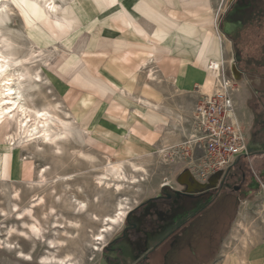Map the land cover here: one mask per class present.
<instances>
[{
    "label": "crops",
    "instance_id": "1",
    "mask_svg": "<svg viewBox=\"0 0 264 264\" xmlns=\"http://www.w3.org/2000/svg\"><path fill=\"white\" fill-rule=\"evenodd\" d=\"M227 1L73 0L62 26L42 22L43 16L36 18L29 35L37 43L49 45L45 60L52 91L71 115L75 133L85 130L89 144L99 153L121 162L156 157L181 144L188 134L187 122L206 91L210 63L223 62V70L228 69L227 40L235 43L236 35L229 37L221 30L233 3L229 0L226 5ZM260 79L264 77L253 81L256 87H260ZM250 87L252 97L258 98L260 91ZM238 91L237 118L246 127L242 117L253 120L254 114L239 111L243 102ZM243 96L249 104L251 93L243 91ZM7 125L0 127V180H29L31 151L1 146L10 134ZM257 155L251 154L245 161L261 173L259 181L264 183V161ZM161 181L144 186L138 206L117 234H147L143 255L153 248L150 241L157 236ZM153 194L157 199L149 200ZM170 204L166 203L168 210L174 211ZM244 204L248 209L247 202L242 207ZM245 214L243 225L249 219L248 212ZM131 224L136 228L129 229ZM243 232L250 233L245 228L237 236ZM241 242L243 246L229 249L226 241V250L214 264H264L263 229L257 228Z\"/></svg>",
    "mask_w": 264,
    "mask_h": 264
},
{
    "label": "bare ground",
    "instance_id": "2",
    "mask_svg": "<svg viewBox=\"0 0 264 264\" xmlns=\"http://www.w3.org/2000/svg\"><path fill=\"white\" fill-rule=\"evenodd\" d=\"M10 1L26 17L29 31L36 19L33 16L39 14L43 22L64 25L62 12L73 0H0V67L5 68L0 73V127L7 124L6 121L11 123L12 131L6 138L9 146L25 151H31L33 146L31 154L36 157L43 156L47 148L57 157L72 155L76 171L55 175L50 180L49 176L55 171L44 165L37 170V179L24 186L0 181V247L25 263H33L34 253L42 248L44 252L38 264H95L107 247L108 239L121 229L138 206L144 186L150 183L151 177L153 182L158 180L150 173L163 165L166 154L160 152L156 157L128 162L100 156L105 160L100 165L101 158L87 146L85 130L81 129L79 147L68 151L67 144L69 147L70 139L76 134L73 119L53 94L51 77L41 73L49 45L43 46L32 38L34 44L25 43V32L15 24ZM227 46L231 48L230 43ZM217 65L214 62L209 72L204 88L207 94H212L220 82L215 77ZM8 100L12 101L11 110L5 103ZM185 132L188 133L185 139L193 135L187 129ZM88 178L92 184L90 196L86 194ZM169 184L167 179L160 182L163 186ZM23 187L31 193L26 201L22 197ZM254 188H258L256 183ZM104 192L106 197L109 193L115 197V200L110 199L115 202L110 215L97 213L94 211L97 209L91 207L103 203ZM246 210L244 204L232 228V239L246 228L242 224ZM85 220L98 226L97 230L83 226ZM21 241L28 243V252L22 248Z\"/></svg>",
    "mask_w": 264,
    "mask_h": 264
},
{
    "label": "rangeland",
    "instance_id": "3",
    "mask_svg": "<svg viewBox=\"0 0 264 264\" xmlns=\"http://www.w3.org/2000/svg\"><path fill=\"white\" fill-rule=\"evenodd\" d=\"M232 2H234V0ZM228 4H229V0L227 1L226 5ZM10 6L14 10V21H15L16 26L20 29V31H22L23 33L25 32L26 34V35L24 34L25 43L34 44L31 37L29 36L30 34L28 33L29 31L26 29L27 27L26 17L19 11L18 7H16L14 2L10 1ZM261 7L262 9H260L259 14L257 13V15L253 19L252 18L247 19L248 22L253 20L254 23L247 25V32L241 36L240 40H237V44H235L232 40H227L228 43L231 44V48L229 50L230 52L227 55L228 74L230 75V77H232L237 82L235 83V85L239 89L237 97L243 102L241 107L239 108V111H248L250 113H254V112L258 113L255 116L253 115L254 117L253 120H249L247 118L242 117L244 119V124H248L245 134L250 142V151H249L250 155L258 154L259 147H262L264 150V108L261 109L255 103L248 104V102H244V96H243V91L250 92L251 97L252 95H254V92H252L251 87H250L252 85L255 91L257 90L260 91V95L258 98L255 97L256 99L253 96L251 101L254 102V100L256 101L264 100V98H260V96H263L261 95V93L264 94V87L262 86L261 88L258 85L256 87V85H254L255 83H253V81L257 80V77H264V66L255 67V65L258 62L264 63V2L261 4ZM67 9H68V6L64 8V12H62L63 15L64 13L67 12ZM19 15L24 20V23L22 22ZM35 16L33 17L41 19L40 14L35 15ZM35 48L37 47L35 46ZM226 48H227V45H226ZM47 49L48 48H46L45 50ZM45 57L46 55H44L43 57V60L45 62H43L42 64L43 71L41 72L44 77L45 75L50 76V74L48 73V67H47ZM236 69L240 70L245 75L244 76L239 75ZM259 81L261 82L262 79H260ZM50 86H52V84H50ZM38 102L39 100L36 101V104H39ZM6 123L9 126L8 129H9V133L11 134V131H12L11 123L9 121H6ZM72 138L74 140L70 139L69 147H68V144L66 147L68 151L71 150L72 148L79 147V134H76L75 137H72ZM87 141L88 140L86 139L87 146L91 150L95 148L96 150H93V151L96 152L99 155V157L103 156L104 159L107 157L105 153H103L102 151H100L99 153L98 152L99 149H97L96 147H93ZM1 146L9 147V144L6 141L5 142L3 141ZM10 148L14 149L15 147L10 145ZM33 150H34V147L32 146L31 153L33 152ZM19 151H22V149ZM167 154L168 153H166L163 165L159 169L151 170L150 174L152 176L154 175V178L156 176L157 179H161V180H166V177L171 176V179L169 180L171 184H173V186L176 187V193L171 194V196H173L174 202L175 203L177 202V207L173 212L175 216H182V215H186L187 213L194 214L198 212L201 208H204L206 205L209 204L210 202L209 195L198 196V197H186V196L180 195L179 193L184 189V187L180 185V183L178 182V179H179L180 174L184 172L186 166L185 164L179 163L177 160H175L173 156L167 155ZM29 156H30V161L32 165L30 168H28V173H29L28 175L32 177L31 179L25 180V181H19V182H15V181L8 180V179H4V180L9 183L13 182L16 185L21 184V186L22 185L24 186L25 183L35 181L37 179V170L44 165L51 166L53 170L55 171L52 175L49 176L50 180L55 175H65V174L73 173L76 171L74 163L71 162L72 155L66 154L63 157H57L52 153L50 148H47V151L41 157H36L35 155H32V154H30ZM100 158L102 160L100 165H103L105 160L102 157ZM242 165L244 168L249 170L250 166H249L248 161L243 160ZM260 171L261 169L259 170V172ZM236 173H240L239 169H235V168L232 169V171L230 172L227 178V184H230L236 180ZM256 174H259L258 170L256 171ZM150 180H151L150 183L146 185L147 187L156 184L155 182H153L152 177ZM259 180H260L259 178L256 179V181L260 185V188L254 189L251 192L247 193L246 195L239 193L238 196L241 199V202H239V207L236 211V215L233 217L232 221L230 219L229 222L226 221L225 225H222L221 227L219 226L218 228L215 229V236L217 237V239L213 241V245H211L213 247L207 251L199 250L198 245L194 243V245L190 247L193 255L191 254L184 255L185 256L184 263L186 264H193V263L194 264L195 263L196 264H214L216 261L219 260L220 252L222 250H226L224 249L226 244H228L227 248L229 247V249L240 246V245L243 246V242H241V240H244L250 233L252 234L253 231L257 230V228L264 230V183H261ZM91 185H92L91 178H88L86 181V194L89 196H90V190H92L90 188L92 187ZM87 186L89 188H87ZM244 187L242 188V190H246ZM22 191H23L22 193L23 200L26 201L29 195H31V193L25 187H23ZM158 192L160 194L164 193L162 189H159ZM104 193H103L104 201L101 205H98L99 207L94 206L92 204H90V206L92 205L91 207L93 208V210L96 208L97 210H94V211H96L97 213H101L102 215H110L112 214L115 208V202H114L115 197L111 193H109L108 195L110 197L108 196L106 197L107 194L106 192ZM154 196H155L154 194L151 195V198H149V200L157 199V197H154ZM111 198L114 200L113 201L110 200ZM47 201L51 203L50 202L51 199L49 197H47ZM245 202H247L248 204V209L246 210V212H248L249 219L248 221L244 222V225L250 233L246 235V233L243 232V234H241L240 236L239 235L236 236L237 237L236 239H232L230 237V235L232 234L231 233L232 228L234 227V224L236 223L239 217L242 204ZM108 204L110 205L108 206ZM199 206L200 208H198ZM132 222H135V221H132ZM83 223H84L83 226H86V227L91 226V229L94 232L97 230L98 226L91 225L89 220H85ZM210 227L211 225L208 222L206 225H203L202 229L204 231H209ZM120 231L121 230H119L116 234H114L112 237L108 239L107 247L105 248L104 252L101 253L100 256L96 258L95 264H135L137 256L135 252L131 249V247L129 245H125V243L127 241H135L138 238V235L137 233L134 234L133 232L128 231V233L125 236H123L124 232L122 233L121 236H118L117 234ZM164 239L165 238L160 237V238H156L150 241L151 245H153V248L147 253L148 264H166L168 262L169 258L172 255L171 254L172 252H171L169 244L167 243L163 245L161 244ZM226 241L227 243L225 244ZM20 243L24 251L28 252L29 251L28 243L27 242L24 243L22 241ZM202 245L204 248L207 247L206 243ZM108 246H109V249H107ZM156 247H159V248L157 250H154ZM3 251L4 250L0 247V264H38L39 257L44 252L42 248H39L37 252L34 253V256H33L34 262L25 263V262L16 260L13 256H10L8 253H6L5 251L3 252ZM139 264H145V263H139Z\"/></svg>",
    "mask_w": 264,
    "mask_h": 264
},
{
    "label": "flooded vegetation",
    "instance_id": "4",
    "mask_svg": "<svg viewBox=\"0 0 264 264\" xmlns=\"http://www.w3.org/2000/svg\"><path fill=\"white\" fill-rule=\"evenodd\" d=\"M263 2L264 0H234L232 7L228 10L225 18L233 22L241 21L243 23V28L236 33L235 44H237V40H240L241 36L247 32V25L254 23L253 20L248 22L247 19H253L257 13L259 14L260 9H262L261 4ZM263 66L264 63L262 62H258L255 65V67ZM236 71L241 76L245 75L238 69H236ZM263 82H261L260 87L263 86ZM262 102H264V100H254V102L251 101L250 104L255 103L260 107ZM253 114L255 116L258 113L254 112ZM258 156V159H262V161H264V150L260 151L257 157ZM245 159L246 158L239 160V162L232 168L239 169L240 171V173H236V180L234 182L227 184V178L232 171V169H230L220 180L212 182L207 189L193 191L190 195H182L186 197L209 195V204L204 208H201L198 212H193L194 214L187 213L186 215L178 216L180 218H174L176 217L173 214L174 211H169L167 208L169 205H166V203H168V201L170 203L172 202L170 206L173 205L175 206L174 210L176 209L177 202L173 203L174 199L173 196H171V194L176 193V188L173 186H164L162 188L164 193L159 197L161 207L158 210L159 220L157 221L156 226V229L158 230L155 232V235H157L156 238H165L161 243L162 245L167 243L170 246L172 255L166 264H178L184 261V255H193L190 247L194 245V243L198 245L199 250L207 251L213 247L211 245H213V241L217 239L215 236V229L219 226L221 227L222 225H225L226 221L229 222L239 207V202H241V199L238 196L239 193L246 195L254 190L253 188L255 183L257 184L256 179H261L262 177L261 173L257 175L256 171H254L251 167H249V170L243 167L242 163ZM258 162L259 160H254V164L256 165L259 164ZM243 187L246 190H242ZM186 190L187 188L184 187L181 192H186ZM198 208H200V206ZM208 222L211 225L210 230L204 231L202 227ZM132 225L133 224L129 225L128 228H132ZM124 226L125 224L122 228ZM122 228L120 230H122ZM125 235L126 233L123 234V236ZM148 238L149 236H147V234L142 233L140 235L138 234V238L135 241H125V245H129L137 256L135 264H148V252L143 255V253H145ZM205 243L208 248L203 247L202 244ZM109 246L107 249H109ZM158 248L159 247H156L154 250H157Z\"/></svg>",
    "mask_w": 264,
    "mask_h": 264
},
{
    "label": "built area",
    "instance_id": "5",
    "mask_svg": "<svg viewBox=\"0 0 264 264\" xmlns=\"http://www.w3.org/2000/svg\"><path fill=\"white\" fill-rule=\"evenodd\" d=\"M213 64L210 63L209 72ZM215 77L220 82L212 94L201 95L187 122L186 129L193 135L167 154L185 164L184 171L190 173L192 181L202 185L220 180L239 160L250 155V142L245 134L247 126L237 118V82L230 77L228 69L223 70V62L216 66Z\"/></svg>",
    "mask_w": 264,
    "mask_h": 264
},
{
    "label": "water",
    "instance_id": "6",
    "mask_svg": "<svg viewBox=\"0 0 264 264\" xmlns=\"http://www.w3.org/2000/svg\"><path fill=\"white\" fill-rule=\"evenodd\" d=\"M243 28V23L241 21L233 22L231 20H228L224 18L221 22V30L222 32L229 37H234L236 33ZM178 182L181 186L186 187V192L179 193L180 195H190L193 191L197 190H203L207 189L210 185H202L197 182L192 181L191 175L188 171H184L180 174ZM258 188H260V185L258 184ZM253 188V189H258ZM133 228H136V225H132Z\"/></svg>",
    "mask_w": 264,
    "mask_h": 264
},
{
    "label": "snow or ice",
    "instance_id": "7",
    "mask_svg": "<svg viewBox=\"0 0 264 264\" xmlns=\"http://www.w3.org/2000/svg\"><path fill=\"white\" fill-rule=\"evenodd\" d=\"M4 71H5V68L0 67V73H3ZM7 95H11V93H7ZM5 103L9 106L8 110H11L12 101L8 100ZM41 115H43V113H41Z\"/></svg>",
    "mask_w": 264,
    "mask_h": 264
},
{
    "label": "trees",
    "instance_id": "8",
    "mask_svg": "<svg viewBox=\"0 0 264 264\" xmlns=\"http://www.w3.org/2000/svg\"><path fill=\"white\" fill-rule=\"evenodd\" d=\"M236 215V213L232 216V218H231V221H232V219H233V217Z\"/></svg>",
    "mask_w": 264,
    "mask_h": 264
}]
</instances>
